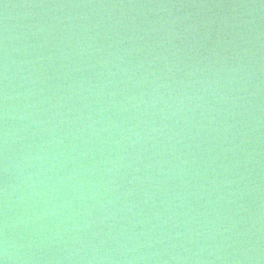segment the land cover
Segmentation results:
<instances>
[{
  "label": "water",
  "instance_id": "1",
  "mask_svg": "<svg viewBox=\"0 0 264 264\" xmlns=\"http://www.w3.org/2000/svg\"><path fill=\"white\" fill-rule=\"evenodd\" d=\"M0 261L264 264V0H0Z\"/></svg>",
  "mask_w": 264,
  "mask_h": 264
},
{
  "label": "clouds",
  "instance_id": "2",
  "mask_svg": "<svg viewBox=\"0 0 264 264\" xmlns=\"http://www.w3.org/2000/svg\"><path fill=\"white\" fill-rule=\"evenodd\" d=\"M5 251H7V250H5ZM0 264H3V261H0Z\"/></svg>",
  "mask_w": 264,
  "mask_h": 264
}]
</instances>
